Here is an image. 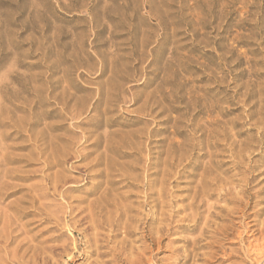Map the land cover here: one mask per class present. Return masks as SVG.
Listing matches in <instances>:
<instances>
[{
  "label": "rangeland",
  "instance_id": "rangeland-1",
  "mask_svg": "<svg viewBox=\"0 0 264 264\" xmlns=\"http://www.w3.org/2000/svg\"><path fill=\"white\" fill-rule=\"evenodd\" d=\"M85 129L78 150L118 147L120 218L168 229L128 237L129 264H264V0H0V264H121L122 227L73 223L106 188L81 170L98 152L52 163Z\"/></svg>",
  "mask_w": 264,
  "mask_h": 264
},
{
  "label": "bare ground",
  "instance_id": "bare-ground-1",
  "mask_svg": "<svg viewBox=\"0 0 264 264\" xmlns=\"http://www.w3.org/2000/svg\"><path fill=\"white\" fill-rule=\"evenodd\" d=\"M87 111H89V109L88 110H86V109L75 110V111L73 110L72 113L73 112L74 113L72 115L81 117V115H83L84 112H87ZM109 111H110V108L106 107L102 110V113L107 114ZM93 116H95V115H93ZM93 116L87 117L88 119L83 118L80 121V124L90 126L94 121ZM105 119H106V121H105L106 126H109L113 119L111 117H108ZM97 125H99V124L97 123ZM93 131L94 130L85 129V130L81 131V133L75 132L74 135L70 139L66 140V142L71 143L72 146L59 147L57 149L58 150L57 154L53 158L52 163H54L55 165L61 166L64 164H68L69 162L70 163L73 162L72 160L74 158H78L79 160H85L90 156V154L98 152L97 149L96 150L94 149V150H89L88 152L84 153L83 151L78 150L77 147H74V145H76L80 142L81 137L85 138V142L89 141V139L91 137V133ZM101 134H102V136L105 135L106 131H104ZM101 134H99L98 137H95V140H93L90 143L92 146L96 147V146H99L101 144V141H102L101 140V138H102ZM105 142H106L105 149L102 152H98V154L94 158H92L89 162H87V164L83 168H81L82 172L84 169H85L84 170L85 172L88 171V174H87L88 176H90V175L102 176L103 174H106V177H108V179L105 182L100 181V180L95 181V182L92 181L93 187L95 185L102 183V182L106 183L105 190L101 194H99V197H96L97 199H95L93 201L91 200V202H89V205H87L86 208H89L88 210H90V211L88 213H86L85 215H82L76 222L74 221V220H76L74 218L79 216L81 214V212L80 213L78 212L75 215H72L73 212L71 210L70 215L64 216V218L68 219V217L70 216L71 218H73L74 222L73 221L72 222L74 224L75 223L77 224V222L82 223L84 221L87 223H90L82 229L85 232H89L90 230H95V229H97L98 226L99 227L103 226V224L98 223L99 221L100 222H102V221L101 220L98 221L97 217H102L105 221V224H107L110 227H114V226L122 227L123 239L118 242V243H120V250L118 252H114L113 254H114L116 260L120 261L121 264H129L130 262L128 261L126 254L127 253L132 254L134 251L136 252L137 248L133 245L132 240L128 239V237H132L136 233H141V238L144 240L145 243L147 242V244L144 245L145 249L154 248L156 245H158L160 248V245L162 244V242L165 238V234H166L168 229H166L165 226H163L161 224L162 226H160L157 229V232L155 233V235H157V237L155 238V237H153V234H152L153 229L148 225V223H146V221L139 220L135 216H130L128 213L126 214V216H128V218H123V219L120 218V215L125 214L127 211L134 210L133 207H134V203L136 200L128 203V205H123L120 202H117L116 198H114V197L110 198L109 196H107L105 194V191L108 189V187L110 185H112L111 182L113 180L110 179V175H112V169L114 167L113 161H112L113 159L111 158V156H109L108 151L109 150H111V151L118 150V147H116V146L114 147V143L112 141H110L108 138H105ZM103 156L108 157L106 160V163H105V167L102 169L96 170V172H94V173L93 172L89 173L90 169H93L96 166H98L99 164H101V160H102ZM151 164H153V163L151 161H149V165H151ZM148 168H150V167L148 166ZM166 175H167V173L164 171L162 173V177L159 180L151 178V179H148L147 181H145L144 185H146L147 187L153 186V185L159 184V183H161L160 185H162V184L164 185L167 181H169V178ZM138 179H140V175L133 176V175L129 174L125 178V180H126L125 184L129 185V186H133V187H136V186L138 187V185L132 181V180H138ZM161 188H162V186H161ZM92 189H93L92 187L89 188L88 192H90ZM162 192H163V190L161 189L160 197L163 196ZM150 195L151 194L146 193L147 199L144 202V205L149 204L148 200L150 198ZM115 202L117 204H115ZM110 206L115 207V209H116L115 212L114 211L106 212L107 209L110 208ZM120 211H121V213H120ZM105 213H107V214H105ZM160 213L162 215V212H160ZM65 214H68V212H65ZM151 219H152V217H151ZM160 219L162 220V218H160ZM67 222L68 221L66 220L65 221L66 225L68 224ZM72 222H71V224H73ZM137 222H140V225L138 226L139 228H136L134 226ZM161 223H162V221H161ZM6 226L8 227V224ZM109 229H110V231H112L111 228H109ZM138 230H140L141 232H138ZM5 235H7V234H5ZM91 235L93 237L91 238V240L89 239L87 241L88 242L87 246H89V247L95 246L96 249L93 250L92 253L97 252V255H99V257H100L101 251H98V250L100 249L101 246L98 245V242L100 241V235L101 234L98 232H92ZM7 237H8V235H7ZM200 241L197 240V242H194V244L196 245L197 243H200ZM90 242H93V243H90ZM80 245H81V243L75 244V248L78 249ZM129 246H131V247H129ZM126 250H129V252H126ZM123 255H125V256H123ZM91 264H99V262L97 260H95Z\"/></svg>",
  "mask_w": 264,
  "mask_h": 264
}]
</instances>
